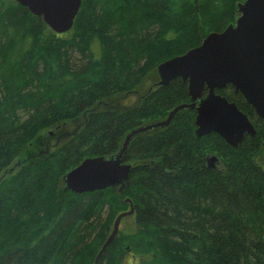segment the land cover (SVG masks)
<instances>
[{"label":"trees","instance_id":"trees-1","mask_svg":"<svg viewBox=\"0 0 264 264\" xmlns=\"http://www.w3.org/2000/svg\"><path fill=\"white\" fill-rule=\"evenodd\" d=\"M4 1L0 264H264V118L231 86L217 93L255 129L237 147L214 132L197 137L195 113L182 109L133 135L122 187L75 194L62 183L82 160L116 154L129 131L189 102L187 83L160 85L157 65L234 23L243 0H81L69 38ZM49 127L73 128L12 169ZM131 206L133 231L102 248Z\"/></svg>","mask_w":264,"mask_h":264},{"label":"water","instance_id":"water-1","mask_svg":"<svg viewBox=\"0 0 264 264\" xmlns=\"http://www.w3.org/2000/svg\"><path fill=\"white\" fill-rule=\"evenodd\" d=\"M14 1L32 15L40 16L55 33H65L72 27L81 4V0ZM237 13L234 24L219 32H209L197 46L157 65L159 84L166 85L180 77L187 83L189 102L177 105L163 121L129 131L116 154L82 160L63 175L65 189L82 194L113 185L122 187L130 171L123 157L133 135L166 126L182 109L195 113L197 137L214 132L237 147L245 135L255 134L247 115L217 93L227 86L233 87L234 93H240L255 114L264 118V0H243L237 3ZM215 160L214 156L209 158L211 164ZM132 214L131 206L116 216L102 248L118 233L122 217Z\"/></svg>","mask_w":264,"mask_h":264},{"label":"rangeland","instance_id":"rangeland-1","mask_svg":"<svg viewBox=\"0 0 264 264\" xmlns=\"http://www.w3.org/2000/svg\"><path fill=\"white\" fill-rule=\"evenodd\" d=\"M11 1H14V0H6V2H8V3ZM6 2L4 1V3H6ZM239 2H242V1H239ZM236 12H237V8H236ZM232 24H234V23H232ZM48 30L52 32V30L49 27H48ZM74 30H75V28L72 26L67 32H65L63 34L62 37L63 38L71 37ZM147 83H146V85H147ZM130 96H131L130 99H133V98H135L136 94H131ZM76 125H77V122H76ZM72 128L73 127H67V128H65V127L64 128H62V127L61 128L60 127H49L47 129H43V130L39 131V133H36V135H34V138L32 139L28 148L25 150L22 157L19 158L20 161L15 160L13 162L11 168L14 169V168L18 167L17 161L21 162V161L28 160L30 158L40 157V156L44 155L45 153H47L48 151L53 149L55 146H57L61 142H63L67 138V136H68L67 134H69L72 131ZM133 224H134L133 215H127V216L122 217V219L120 220V223H119L118 232L122 233V234H126V233L133 231V229H134ZM125 259H126L125 264H133V263H136L138 260L135 257L132 258V256H127ZM35 264H39V263L37 262Z\"/></svg>","mask_w":264,"mask_h":264},{"label":"bare ground","instance_id":"bare-ground-1","mask_svg":"<svg viewBox=\"0 0 264 264\" xmlns=\"http://www.w3.org/2000/svg\"><path fill=\"white\" fill-rule=\"evenodd\" d=\"M113 225V224H112ZM111 231H112V229H111Z\"/></svg>","mask_w":264,"mask_h":264}]
</instances>
